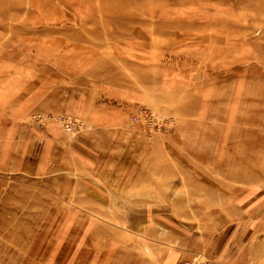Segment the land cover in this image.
I'll return each mask as SVG.
<instances>
[{
  "label": "rangeland",
  "instance_id": "obj_1",
  "mask_svg": "<svg viewBox=\"0 0 264 264\" xmlns=\"http://www.w3.org/2000/svg\"><path fill=\"white\" fill-rule=\"evenodd\" d=\"M148 209L263 253L264 0H0V264H130Z\"/></svg>",
  "mask_w": 264,
  "mask_h": 264
},
{
  "label": "crops",
  "instance_id": "obj_2",
  "mask_svg": "<svg viewBox=\"0 0 264 264\" xmlns=\"http://www.w3.org/2000/svg\"><path fill=\"white\" fill-rule=\"evenodd\" d=\"M138 206L150 208L152 204ZM128 216L127 221L134 224V229L128 232L132 239L124 250L123 261L128 259L130 264H177L199 254L206 256L209 264L264 263V251L261 256L256 253V242L252 239L254 225H238L226 230L214 228L208 222L200 234L190 235L178 223L165 228L162 212L148 209L140 211L137 218L133 214Z\"/></svg>",
  "mask_w": 264,
  "mask_h": 264
},
{
  "label": "built area",
  "instance_id": "obj_3",
  "mask_svg": "<svg viewBox=\"0 0 264 264\" xmlns=\"http://www.w3.org/2000/svg\"><path fill=\"white\" fill-rule=\"evenodd\" d=\"M177 264H201V263L193 261V260H184V261H181Z\"/></svg>",
  "mask_w": 264,
  "mask_h": 264
}]
</instances>
